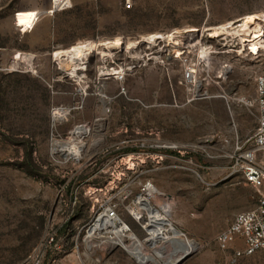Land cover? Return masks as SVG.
<instances>
[{
    "label": "rangeland",
    "instance_id": "1",
    "mask_svg": "<svg viewBox=\"0 0 264 264\" xmlns=\"http://www.w3.org/2000/svg\"><path fill=\"white\" fill-rule=\"evenodd\" d=\"M132 1L74 0L48 14L50 0H0V63L33 55L19 72L0 70V264H18L52 231L61 250H48V264H166L180 239L192 245L180 264H228L217 235L259 198L231 153L257 126L264 15L249 22L260 27L251 38L240 24L264 0ZM79 44L90 49L71 73L72 58L56 53ZM78 125L87 131L74 157L56 141ZM145 182L169 219L166 240L150 236L147 209L142 220L131 212ZM108 201L138 256L112 243L114 229L83 239ZM235 264H264V254Z\"/></svg>",
    "mask_w": 264,
    "mask_h": 264
},
{
    "label": "built area",
    "instance_id": "2",
    "mask_svg": "<svg viewBox=\"0 0 264 264\" xmlns=\"http://www.w3.org/2000/svg\"><path fill=\"white\" fill-rule=\"evenodd\" d=\"M74 0H50L47 8L48 14L69 9L73 6ZM133 5L132 0H123V7L130 9ZM33 58L31 53L21 54L18 51H12L7 64L0 63V70L9 72H19L23 70L22 63ZM25 63H27L25 61ZM29 64V63H28ZM31 65V64H29ZM32 68H29L31 70ZM194 68L188 67L185 77L192 79L194 77ZM256 101L258 108L257 126L254 132L243 140L235 143L232 158V172L239 173L244 180L259 191V198L254 207L239 211L235 214L232 222L217 235V244L224 252L232 251L227 256L228 264H235L239 258L247 255H253L258 251L264 254V73L255 75ZM153 186L150 182H145L142 186L144 197H152L155 192L148 194V187ZM138 195L135 199L137 201ZM73 203H76L74 200ZM116 202H105L103 210L95 216L86 229L83 236L84 240H92L95 235L88 236L89 227L101 216L114 217L116 213ZM114 225H109L108 235ZM79 234H77V239ZM60 249L56 233L49 232L40 243L18 264H48L46 263V253L49 249ZM58 258L54 257L51 264H58ZM62 264V263H60Z\"/></svg>",
    "mask_w": 264,
    "mask_h": 264
},
{
    "label": "bare ground",
    "instance_id": "3",
    "mask_svg": "<svg viewBox=\"0 0 264 264\" xmlns=\"http://www.w3.org/2000/svg\"><path fill=\"white\" fill-rule=\"evenodd\" d=\"M255 16L248 15L247 17H245V19H243V22L240 24V27L243 30L249 29V31H246V34H247L246 38H251L254 35V33H256L258 31V29H260V27H256V26L255 27L254 26L250 27V25H249V22L253 21ZM229 25H230V23H228L226 25L218 26V27L215 28V32H217L218 29L227 30V27H229ZM236 26H238V25H236ZM150 39H151V37H150ZM89 49H90V47L87 44H79V45L73 46L71 49H66V50L60 51V52L56 53V55H58V56L59 55H61V56L67 55L69 58L71 57L73 63H72L71 66H68V67H70V72L74 73L76 68H77V63L75 62L74 58L75 57H79L80 58L83 54H86L85 52L88 51ZM199 85L200 84L198 83V86ZM86 131L87 130H85L84 125L76 126L75 129L73 130L72 140L71 141H65V142L56 141V147L58 149H60L61 151L70 152L71 155L74 156V157H78L80 155V153H79L80 150H79V148H77V143L78 142L75 141V139H76V137H80L83 133H86ZM153 192L158 194V189L155 188L154 186L148 187V194H151ZM138 196L139 197H138V199L136 201V204L131 206V212L134 214V217L136 219H138V220H142L143 219L142 208L144 207L145 209H147L148 210V218H149L148 220L149 221H147L146 223L150 227V230H149L150 236H152L154 238L158 237V238H162V239L166 240L167 236H166V234L163 231L164 230L163 226L169 223V219L167 217H165L164 215H162L160 212H158L155 208H153L151 206V204L149 203V200H148L149 198L148 197L145 196L146 197L145 198L144 196H142V194H140ZM109 225H114L113 229L117 232L116 233L117 236H116V238H114L112 240V243L113 244H120V245L124 246L129 251V253L131 255H133L134 257L138 256V251H140L138 241H136L135 247H130V246H128L125 243L124 237L122 235V232H123L122 228L123 227L121 226V228H119L120 225H122V220H121V218L118 215H116L114 217H108V218L106 216L99 217L90 226L87 235L90 236V235L96 234L100 230H102L104 228H107ZM128 230H130L129 226H128ZM101 232H108V231L103 230ZM129 236L131 238H134V235L132 233H130ZM186 241L187 240H185V239H180L178 242L183 247L182 250L175 251V255L174 256H166V257H164V260L166 261V264H173L178 258L183 256L185 253H190L191 252L192 245H191V243H189L188 241H187L188 242L187 243ZM187 245H188L187 249H184V246H187ZM163 255H166V254H163ZM149 261H152L151 264H162L160 261H158L154 257L150 258Z\"/></svg>",
    "mask_w": 264,
    "mask_h": 264
},
{
    "label": "trees",
    "instance_id": "4",
    "mask_svg": "<svg viewBox=\"0 0 264 264\" xmlns=\"http://www.w3.org/2000/svg\"><path fill=\"white\" fill-rule=\"evenodd\" d=\"M26 157H27L28 164L30 165V167H34L35 164H34V161H33V158H32V152H31L30 149L27 151Z\"/></svg>",
    "mask_w": 264,
    "mask_h": 264
},
{
    "label": "crops",
    "instance_id": "5",
    "mask_svg": "<svg viewBox=\"0 0 264 264\" xmlns=\"http://www.w3.org/2000/svg\"><path fill=\"white\" fill-rule=\"evenodd\" d=\"M263 14H264V12H261V13L260 12L259 13L258 12H250V13H247L246 15H254V16L256 15L257 16V15H263ZM4 48L5 47H0V51H5ZM3 53L4 52H2V53L0 52V54H3ZM1 58H4V55H2ZM0 60L2 61V59H0Z\"/></svg>",
    "mask_w": 264,
    "mask_h": 264
},
{
    "label": "water",
    "instance_id": "6",
    "mask_svg": "<svg viewBox=\"0 0 264 264\" xmlns=\"http://www.w3.org/2000/svg\"><path fill=\"white\" fill-rule=\"evenodd\" d=\"M189 256V253H185L183 256H181L180 258H178L173 264H180L182 263L184 260H186Z\"/></svg>",
    "mask_w": 264,
    "mask_h": 264
}]
</instances>
